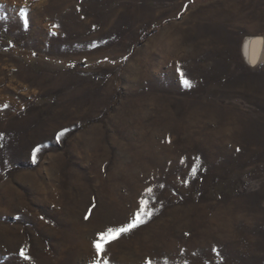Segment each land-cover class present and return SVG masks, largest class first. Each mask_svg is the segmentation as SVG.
<instances>
[{
  "label": "rangeland",
  "instance_id": "rangeland-1",
  "mask_svg": "<svg viewBox=\"0 0 264 264\" xmlns=\"http://www.w3.org/2000/svg\"><path fill=\"white\" fill-rule=\"evenodd\" d=\"M247 37L264 41V0H0V264H92L149 197L109 264H264Z\"/></svg>",
  "mask_w": 264,
  "mask_h": 264
},
{
  "label": "snow or ice",
  "instance_id": "snow-or-ice-1",
  "mask_svg": "<svg viewBox=\"0 0 264 264\" xmlns=\"http://www.w3.org/2000/svg\"><path fill=\"white\" fill-rule=\"evenodd\" d=\"M21 19L24 21L25 26H27V18L25 16L24 10H21ZM53 27H56V25H53ZM178 74L181 76V83L185 87H190L191 83L189 80L184 78L183 73H180L178 70ZM7 107V105H5ZM64 135V132H58L56 133V139L59 142L60 137ZM3 138V135L0 134V139ZM39 151V148H34L32 151L33 156V162L36 160V154ZM239 151V149H237ZM196 169H193V172H195ZM187 182H185L186 184ZM163 187V185H161ZM153 190L151 188L146 189V194L152 193ZM151 200V197H149V200L140 199L138 202V206L136 210L131 214V217L127 219L124 222H121L119 225H113L107 227L105 230H102L96 234V238L92 241V249L95 252V259L92 261V264H109L108 259L105 258V251L108 245L119 241L122 237L126 235H130L133 233L136 229L140 228L142 225L148 223L156 214L158 210L149 208V202ZM95 208V205L92 206V208L88 209V215L84 216L85 220L89 219V216L92 214L93 209ZM185 235H188V233H185ZM216 249H213V252H215ZM18 255L20 258L26 262L31 261V256L26 254L25 249L21 248L19 250ZM150 264V262H149Z\"/></svg>",
  "mask_w": 264,
  "mask_h": 264
},
{
  "label": "bare ground",
  "instance_id": "bare-ground-1",
  "mask_svg": "<svg viewBox=\"0 0 264 264\" xmlns=\"http://www.w3.org/2000/svg\"><path fill=\"white\" fill-rule=\"evenodd\" d=\"M264 44L263 39L259 37H247L242 45V54L250 63L259 61V55L255 53V49H260Z\"/></svg>",
  "mask_w": 264,
  "mask_h": 264
},
{
  "label": "trees",
  "instance_id": "trees-1",
  "mask_svg": "<svg viewBox=\"0 0 264 264\" xmlns=\"http://www.w3.org/2000/svg\"><path fill=\"white\" fill-rule=\"evenodd\" d=\"M33 56H34V55H33ZM75 64H76V63H68V65H70V66L75 65ZM76 65H78V64H76ZM5 175H6V173H3V174L0 175V181L3 180V178L5 177Z\"/></svg>",
  "mask_w": 264,
  "mask_h": 264
}]
</instances>
